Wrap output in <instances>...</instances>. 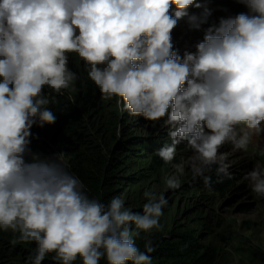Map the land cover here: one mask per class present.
I'll return each instance as SVG.
<instances>
[{"label": "clouds", "instance_id": "9594fccd", "mask_svg": "<svg viewBox=\"0 0 264 264\" xmlns=\"http://www.w3.org/2000/svg\"><path fill=\"white\" fill-rule=\"evenodd\" d=\"M217 1L231 0H0V232L35 244L25 264L49 254L56 264H153L164 193L182 186L186 168L206 186L213 170L232 179L226 145L255 151L244 179L264 199V0H236L246 12L210 24ZM185 19L203 38L181 52L172 33ZM70 54L121 113L163 121L165 164L181 144L193 153L162 192H143L142 211L121 196L91 197L63 153L30 147L33 127L57 120L45 88L63 95L78 79Z\"/></svg>", "mask_w": 264, "mask_h": 264}, {"label": "trees", "instance_id": "16d2710c", "mask_svg": "<svg viewBox=\"0 0 264 264\" xmlns=\"http://www.w3.org/2000/svg\"><path fill=\"white\" fill-rule=\"evenodd\" d=\"M246 11L236 2L232 13L235 16ZM68 66L78 79L63 95L45 88V94L53 100L49 107L56 112L57 120L44 128L34 126L32 132L38 138L30 147L42 155L63 153L70 170L84 182L88 194L107 203L112 197L121 196L123 186L138 181L143 176L141 167L145 159L150 156L156 158L157 150L171 144V139L162 134L154 139L134 134L130 130L134 122H130L127 115L117 119L114 111L117 100L102 98L88 79L83 62L75 54L69 55ZM190 151L186 143L181 144L177 155L184 156ZM156 163L158 167L161 165L160 160ZM153 170L154 160L149 171ZM210 174L211 186H206L203 181H192L188 185L195 189L202 201L238 196L244 189L233 172L232 179L217 176L215 170ZM152 239L155 247L151 254L153 264H219V248L203 242L194 230L166 234L156 232ZM137 243L143 250V241L138 240ZM34 248V243L20 242L11 232H0V264H25ZM52 255L49 254L42 264H56ZM247 263L264 264V248L251 250ZM100 264L105 262L102 260Z\"/></svg>", "mask_w": 264, "mask_h": 264}, {"label": "rangeland", "instance_id": "374dc122", "mask_svg": "<svg viewBox=\"0 0 264 264\" xmlns=\"http://www.w3.org/2000/svg\"><path fill=\"white\" fill-rule=\"evenodd\" d=\"M198 33L199 30L190 28L187 36L178 24L172 33L174 46L182 52L185 47L192 46V42L201 38ZM114 111L117 119H123L127 115L128 120L134 122V127L130 129L134 134L154 139L169 133V128L163 121L153 123L140 117H132L127 112L121 113L117 102ZM253 144L259 148L261 142L254 139ZM222 152L229 154L233 165L231 172L239 178L238 184L243 185V191L238 196L202 201L195 189L188 186L193 179L191 170L186 168L185 175L181 177L182 186L164 193L168 206L161 218L163 230L160 232L166 234L194 230L203 242H210L219 248V264H248V253L264 248V199H258L244 179L249 171L257 167L251 160L255 151L249 154L234 152L231 145H226ZM192 155V151L184 156L177 155L172 164H165L157 155L156 158L150 156L145 159L141 167L143 176L134 184L122 187L121 197L125 199V205L133 211H142L145 202L143 192L147 189L162 192L165 178L175 173L173 165L185 164ZM153 160L155 170L150 172ZM158 160L161 161L159 167L156 163Z\"/></svg>", "mask_w": 264, "mask_h": 264}]
</instances>
